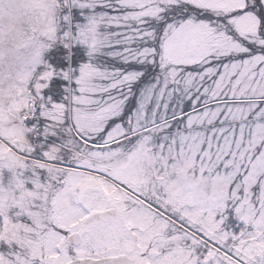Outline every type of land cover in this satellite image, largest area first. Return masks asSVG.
Returning <instances> with one entry per match:
<instances>
[{"label": "snow or ice", "instance_id": "1", "mask_svg": "<svg viewBox=\"0 0 264 264\" xmlns=\"http://www.w3.org/2000/svg\"><path fill=\"white\" fill-rule=\"evenodd\" d=\"M0 264H264V0H0Z\"/></svg>", "mask_w": 264, "mask_h": 264}]
</instances>
